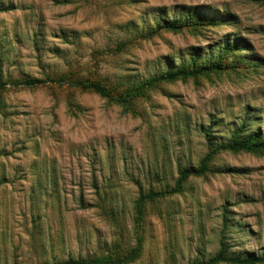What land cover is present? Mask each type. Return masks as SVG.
Masks as SVG:
<instances>
[{
  "label": "rangeland",
  "instance_id": "374dc122",
  "mask_svg": "<svg viewBox=\"0 0 264 264\" xmlns=\"http://www.w3.org/2000/svg\"><path fill=\"white\" fill-rule=\"evenodd\" d=\"M0 72L38 77L10 87L0 104V264H53L68 257L123 256L117 264H190L220 247L264 248V153L221 151L219 172L172 188L213 141L249 118L264 124V0H0ZM199 7L198 24L159 27ZM210 14H221L210 17ZM236 40L217 71L164 80L116 98L136 82ZM89 80L106 95L83 88ZM210 127L211 131L206 129ZM120 258V257H119ZM230 264V263H219ZM264 264V263H260Z\"/></svg>",
  "mask_w": 264,
  "mask_h": 264
},
{
  "label": "trees",
  "instance_id": "16d2710c",
  "mask_svg": "<svg viewBox=\"0 0 264 264\" xmlns=\"http://www.w3.org/2000/svg\"><path fill=\"white\" fill-rule=\"evenodd\" d=\"M7 7L0 6V10H6ZM210 17H220L221 14H210ZM201 17H208L209 14L202 11L199 7L196 9H188L183 15L179 17L164 19V24H159V27H165L168 29L177 30L183 25L198 24ZM264 32V28L261 29ZM243 49L238 41L226 40L219 44V49L211 51L212 54L207 57H202L196 53H192L189 61H182L175 68H169L161 72H156L145 79L136 82L130 88L125 90L124 93L116 98V101L121 103H129L131 99L143 95V93L151 88L156 87L160 82L164 80L174 79H188L193 76L207 74L210 71L220 70L224 66V58L229 53H233L236 50ZM46 80L38 77H28L22 80H11L4 77L0 72V104L3 98V92L10 87H35L45 83ZM83 88L95 91L101 95H106L105 88L102 89L95 82L84 80L77 82ZM249 118L244 116L242 121L234 126L230 136L226 140L219 142L213 141L208 133H205L208 141L209 150L202 157L198 164L187 165L180 169L176 182L172 188L155 189L150 187L146 192L142 193L135 202L136 219L142 220L145 212V206L147 202L154 201L155 199L164 197L169 194L179 193L183 190L184 184L190 177L203 176L209 172H219V168L212 166V159L221 151H245L251 153H264V124L257 128L251 127ZM207 132L211 131V128L206 129ZM227 216L223 215L224 228L221 230L220 247L217 252L212 254L208 259H196L190 264H260L264 263V248L259 253H250L248 255L234 254L229 251V245L227 244L225 237V229L227 224ZM144 242L141 236L137 237L135 246L128 251L127 254L119 257L112 255L104 256H90V257H68L64 260H59L53 264H117L123 261H129L137 258L143 250Z\"/></svg>",
  "mask_w": 264,
  "mask_h": 264
}]
</instances>
